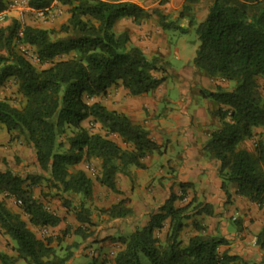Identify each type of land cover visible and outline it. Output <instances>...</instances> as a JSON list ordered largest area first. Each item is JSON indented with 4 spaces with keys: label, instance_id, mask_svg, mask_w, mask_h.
Listing matches in <instances>:
<instances>
[{
    "label": "trees",
    "instance_id": "obj_1",
    "mask_svg": "<svg viewBox=\"0 0 264 264\" xmlns=\"http://www.w3.org/2000/svg\"><path fill=\"white\" fill-rule=\"evenodd\" d=\"M58 1L68 13L66 22L60 26V31L65 33L62 38L53 39V31L31 24L21 27L16 19L0 28L3 51L0 87L12 79L25 99L21 108L0 100V127L10 140H22L32 149L37 169L26 177L9 170L0 171V194L7 193L20 201V213L12 212L0 202V231L13 242L17 257L26 264H65L72 256L71 247L78 246L75 243L59 253L53 243L61 237L37 238L28 228V224L37 228L55 227L60 222L59 217L33 197L31 186L45 180L62 199V206L71 210V195L90 198L92 194V180L82 170L74 169L77 165L98 160L101 173L96 181L120 194L116 188L117 174H126L131 165L142 167L141 159L158 148L147 132L124 114L91 102L111 86L120 85L129 95L139 96L161 85L164 78L157 74L165 72L162 60L149 59L140 48L130 45L127 31L113 30L120 19L136 22L150 14L128 0ZM199 1L185 0L176 21H166L156 13L159 25L163 30L181 34L192 30L196 41L192 66L211 79L231 84L228 89L219 85L213 91H203L204 97L219 105L216 116L220 121L204 148L219 162L224 180L235 185V193L262 207L264 139L255 142L253 151L240 145L253 138L256 128H264V97L257 84L258 79L264 82V0H212L200 22L191 14V6ZM52 2L28 0V6L47 10ZM7 3L8 0H0V12ZM183 18L188 19L186 27L178 23ZM17 43L33 48L37 61L50 62V66L38 70L17 51ZM61 56L69 58L54 61ZM83 122L92 127L85 128ZM93 127L105 134L91 132ZM112 135L131 149H122L111 139ZM61 137H65L66 146ZM176 200L177 196L170 194L145 227L117 239L123 249L115 254L114 264H141L140 256L148 264H245L226 251L218 254L217 248L226 245L227 240L204 235V228L198 223L193 225L197 234L182 247L179 238L186 221L201 214L210 216L213 210L209 204L191 206L192 202L177 207ZM72 209L81 226H93L87 208L80 205ZM100 212L109 219L131 214L124 200ZM22 215L27 217V222ZM166 223L167 232L161 240L157 234ZM84 228L75 230V235L83 241L92 234ZM255 244L264 249V226ZM0 264L18 263L0 251Z\"/></svg>",
    "mask_w": 264,
    "mask_h": 264
},
{
    "label": "crops",
    "instance_id": "obj_2",
    "mask_svg": "<svg viewBox=\"0 0 264 264\" xmlns=\"http://www.w3.org/2000/svg\"><path fill=\"white\" fill-rule=\"evenodd\" d=\"M49 10L52 11L49 21L37 20L28 24L46 29V24L52 23L60 11L62 14L64 6L58 0H54ZM66 16L68 17V13ZM12 19H16L14 11L8 13L4 24L10 23ZM125 23L131 26L123 27L121 31H127L132 39L131 31H137V27L132 25V19L118 20L113 30ZM142 35L141 33L140 36ZM135 46L140 47L139 43H135ZM157 47L154 46L153 55L167 63V67L159 76L164 80L156 90L131 96L120 85L111 86L104 95L92 99L91 102H99L108 110L124 114L133 124L141 126L158 148L141 159L142 167L131 165L127 168L126 174H117L116 188L120 194L99 185L96 178L95 182L92 181V194L88 198L91 205L92 227L81 226L75 219V211L65 209L58 197L40 202L48 211L60 218L59 224L48 228H37L28 224V228L37 238H42L40 236L42 230L46 236H52L53 239L57 236L62 238V234L65 233L62 248L57 247L59 253L66 247L73 246L72 241L78 244L77 248L71 247L72 256L65 264H80L76 259L81 256L91 258L92 264H114L115 254L123 249V245L117 239L128 236L135 229L145 227L150 217L159 213L169 195L174 194L177 196L174 203L177 207L192 202L191 206L198 203L209 204L213 210L210 216L201 214L186 221L179 238L182 247L187 245L191 236L197 234L193 225L198 223L204 228L202 232L204 235L220 236L227 240L226 245L217 248L218 254L226 251L230 256L241 258L245 264H264V249L255 244V238L264 226V206L258 207L237 195L235 185L225 181L220 175L219 162L204 148L210 134L220 126V121L216 116L219 105L212 99L204 97L203 91H213L217 82L189 64L193 56L187 65L175 73L173 83L167 89L165 76L170 67L164 57L167 50ZM0 132L8 145L14 144L10 143L9 135L3 127ZM253 133L255 140H247L240 147L253 151L255 142L264 139V128H256ZM111 137L112 140L121 143L117 136ZM18 149L21 152L22 163L28 166L27 174L37 172L32 149L25 145ZM89 162L98 165L95 173L99 176L100 162L98 160ZM82 163L75 169L85 173ZM33 197L35 198L34 194ZM121 200H124L126 207L131 210L129 216L109 219L106 214L100 212ZM0 202L9 209L7 202L14 203V200L0 194ZM12 212L20 213L18 209ZM229 217L231 221L235 218L232 225L225 221ZM22 219L28 221L24 215ZM78 227L83 230L87 227L86 233L92 234L83 241L75 235ZM167 227L168 223L157 234L161 240L165 237ZM68 236H71V240H68Z\"/></svg>",
    "mask_w": 264,
    "mask_h": 264
},
{
    "label": "rangeland",
    "instance_id": "obj_3",
    "mask_svg": "<svg viewBox=\"0 0 264 264\" xmlns=\"http://www.w3.org/2000/svg\"><path fill=\"white\" fill-rule=\"evenodd\" d=\"M9 1V0H8ZM133 3L138 4L141 6L146 12L150 14V16L147 19L139 20V21H132V25L137 27V31H131V36L133 37L130 39V45L135 46V43H139L138 48L142 50V52L146 55L147 58L155 57L153 55V49L154 46H158L162 48L165 52V58L167 59V62H169L170 67L169 71L165 76L166 86L167 89L170 87L171 83H173L175 73H177L183 66L187 65L188 61L194 56V51L196 49V41H195V35L191 31L187 32L186 34H181L178 31H172V30H163L159 25V18L156 13H159L160 15L164 16L166 21H176L178 19L179 13L181 12L185 0H163L162 3L157 1H151V0H128ZM212 3V0H200L198 3L193 4L191 6V14L195 17L197 21L204 20L207 9ZM60 11V10H59ZM61 12V11H60ZM57 16V18L50 24H46V29L53 31L52 38L58 39L65 36V33L60 31V26L65 23V18L67 17V8L64 7V10H62V14ZM33 20L29 19V23H31ZM37 21V20H34ZM49 21V18L44 20L43 22ZM188 19L183 18L178 23L179 25L186 27ZM10 23L4 24V22H0V28L7 26ZM131 26V24H123L118 25L115 29V33H120L121 30H123V27ZM134 28V27H132ZM143 34L142 37L140 34ZM157 47V48H158ZM16 49L19 53H21L30 63H32L38 70L47 68L50 66V62H44L39 63L36 59V55L34 52V49L21 43L16 44ZM0 54H3V51L0 50ZM67 56H61L60 58L54 59V61L61 60V59H68ZM168 64V65H169ZM191 65V63H189ZM164 68L167 67V63L163 62ZM157 76H161V74H157ZM213 81L217 82L215 83V87H219V80L213 79ZM258 90L264 97V83L263 81H260L258 79ZM220 86L222 88L228 89L231 87L230 83L220 81ZM170 91V89H169ZM0 100H7L12 106L21 108L24 104V97L18 92L16 82L12 79L5 82L0 87ZM85 128L92 127L90 123H84L83 125ZM2 127H0V130ZM91 132L100 133L104 135V131L100 130L98 127H93ZM258 135V134H255ZM111 137V136H110ZM10 138V137H9ZM112 138V137H111ZM254 138H251L249 141H254ZM257 140V139H256ZM60 141L63 143L64 146H66V140L65 137H61ZM116 142V141H115ZM10 143H14L13 145H8L4 141L3 134L0 132V171L9 170L11 173L15 175H19L21 177H26L27 175V168L28 166H25L22 163L21 158V152L18 148H23L24 142L19 139H12L10 140ZM121 148H129L126 144L116 142ZM27 146V145H25ZM8 148V149H4ZM15 148V149H13ZM83 169L85 170L86 175L95 182V178L97 177V174L95 171L98 169V165L95 163L90 162H83L82 163ZM75 169V168H74ZM73 171V169L71 170ZM31 174V173H30ZM29 183V182H28ZM27 183V184H28ZM33 194L35 195V198L39 201L44 200H53L57 199L59 195L55 194V191L49 187V184L45 180H40L38 184L33 185L30 187ZM59 201L62 204V199H59ZM71 203H73L72 208L79 207L82 205L84 208H87L91 214V205H89L88 198H82V197H71ZM183 203V202H182ZM7 206L11 211H16L18 209V206L15 205L13 202H7ZM86 206V207H85ZM225 221H228L229 224L232 225L231 217L228 219H225ZM40 235V236H45ZM65 237V236H63ZM63 237L60 241L54 242L53 245H56V247L62 248V242ZM68 240H71V236L67 237ZM107 239V238H106ZM104 239V240H106ZM70 242V241H69ZM72 244L74 242L72 241ZM14 244L11 242L5 235L2 234L0 231V251L6 253L7 255L14 258L18 264H26L23 261L19 260L15 253ZM221 254V253H219ZM77 261H80V264H92V259L87 257H78L76 259ZM140 262L141 264H148L146 258L144 256H140Z\"/></svg>",
    "mask_w": 264,
    "mask_h": 264
},
{
    "label": "built area",
    "instance_id": "obj_4",
    "mask_svg": "<svg viewBox=\"0 0 264 264\" xmlns=\"http://www.w3.org/2000/svg\"><path fill=\"white\" fill-rule=\"evenodd\" d=\"M54 1V0H53ZM14 11L16 12V20L19 22L20 26H25L28 24L29 19L34 20H46L51 17L52 11L47 10H34L28 6V0H9L5 9L0 12V22H4L7 19L8 13ZM5 197L12 198L15 205H20V201L7 193H3ZM235 218H233L234 220ZM41 234L44 235L45 231L42 230Z\"/></svg>",
    "mask_w": 264,
    "mask_h": 264
}]
</instances>
